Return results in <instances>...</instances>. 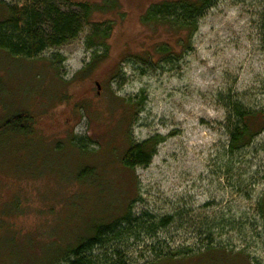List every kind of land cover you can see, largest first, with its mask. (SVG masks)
I'll return each mask as SVG.
<instances>
[{
  "label": "rangeland",
  "instance_id": "1",
  "mask_svg": "<svg viewBox=\"0 0 264 264\" xmlns=\"http://www.w3.org/2000/svg\"><path fill=\"white\" fill-rule=\"evenodd\" d=\"M55 1L76 13L71 3L114 2V10H96L90 18L113 24L111 49L85 78L81 72L96 51L86 47L89 22L77 39L36 59L0 51V126L27 113L32 129L29 135L0 132V208L21 202L4 218L20 238L14 245L0 238V264H29L24 256L36 261L43 249L66 246L77 230L84 233L101 212L114 206L121 216L129 205L134 216L176 219L156 239L132 241L129 264H152L156 251L169 247L207 254L206 227H218L214 243L232 256L210 253L205 264H264V133L233 158L226 153V105L264 109V0H219L191 43L184 38L186 46L171 27L142 20L151 5L179 0ZM8 16L0 5V20ZM163 44L175 60L162 61L156 51ZM137 55L153 61L141 64L145 73L134 64ZM142 95L146 101L133 121L136 110L117 98ZM130 132L137 143L165 139L149 167L122 166ZM75 144H85L89 154L78 153ZM86 166L96 169L93 186L77 180Z\"/></svg>",
  "mask_w": 264,
  "mask_h": 264
},
{
  "label": "trees",
  "instance_id": "2",
  "mask_svg": "<svg viewBox=\"0 0 264 264\" xmlns=\"http://www.w3.org/2000/svg\"><path fill=\"white\" fill-rule=\"evenodd\" d=\"M218 1L179 0L156 3L148 8L142 16V20L145 24L154 23L171 27L180 33L181 44L186 46L184 38L187 37L186 39L191 43L199 30L200 21ZM0 5L4 6L9 13L8 18L0 20V51L8 53L13 58L36 59L49 48L58 47L77 39L82 32L83 22H89L92 25L91 34L86 39V47L88 50L96 49L90 62L81 72L83 77L92 74L109 57L111 49L109 41L114 32L113 24L91 22L90 18L96 10L101 12L114 10L116 8L114 2L108 1L102 5L88 2L71 3L72 6L80 10L78 13L60 10L55 0H18L13 4L7 3L6 0H0ZM261 23L264 41V13ZM45 26L47 29L44 28ZM97 48L101 49L98 50ZM156 52L163 56L162 61L175 60L176 58L175 55H172L171 48L167 44L159 46ZM133 58L137 62L134 63L135 65L140 64L142 73H145L146 69H143L141 64L148 65L153 62L144 61L138 55ZM117 99L125 101L129 109L136 110L133 121L137 119V113L146 101L144 95L139 100L119 99V97ZM226 108L228 112L226 128L229 141L226 153L233 158L236 154L248 149L253 141L264 133V109L253 111L240 102H230ZM30 123L29 114H19L5 125L0 126V132L3 130L7 133L29 135L32 133ZM126 137L128 146L121 157V164L130 171L149 167L157 155L158 146L165 140L161 136H155L137 143L133 140L131 132L127 133ZM75 146L78 153L81 152L82 155H87L90 152L85 144H75ZM76 177L82 184L86 182L93 186L96 181V169L90 166L80 168ZM20 203L18 200L14 201L8 208L6 206L0 208V217H2L0 219L2 232L0 238L6 237V243L11 242V245H14L20 237L15 227L8 225L4 218L7 215L10 216L9 212L20 210ZM259 203L260 216L264 220V196ZM113 207L101 212V218L87 227L84 233H79L77 230L74 240L67 241L66 246L59 243L60 246H52L50 250L43 249L42 256L36 261L35 259L30 260L29 256H24L23 260L26 259L25 262L29 264H129L127 252L132 241L136 245V243H143L145 238L154 240L161 231L176 222L174 215L157 218L150 213H145L142 216H134L132 205H129L121 216H116ZM217 228L206 227L202 233L206 240L210 241L206 246L205 253L207 254L193 253L190 248L175 251L169 247L159 254L156 251L157 257L152 264H205L206 260L210 259H207L208 254L215 252H221L222 259L232 256L229 252L226 253L215 245ZM32 245L29 244L28 247L31 248L34 246ZM203 256L206 258L201 259ZM23 260L21 259L22 262ZM6 261H8V257ZM177 261L179 263H176ZM246 261L251 264L248 260ZM23 264L25 263L23 262ZM212 264L220 263L212 262Z\"/></svg>",
  "mask_w": 264,
  "mask_h": 264
},
{
  "label": "water",
  "instance_id": "3",
  "mask_svg": "<svg viewBox=\"0 0 264 264\" xmlns=\"http://www.w3.org/2000/svg\"><path fill=\"white\" fill-rule=\"evenodd\" d=\"M97 86H98V88L100 89V85H99V84H97Z\"/></svg>",
  "mask_w": 264,
  "mask_h": 264
}]
</instances>
